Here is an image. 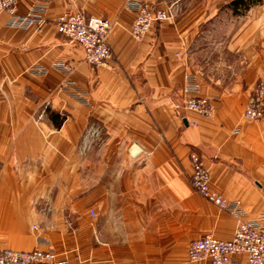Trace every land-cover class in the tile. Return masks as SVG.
Returning <instances> with one entry per match:
<instances>
[{"label": "crops", "instance_id": "obj_1", "mask_svg": "<svg viewBox=\"0 0 264 264\" xmlns=\"http://www.w3.org/2000/svg\"><path fill=\"white\" fill-rule=\"evenodd\" d=\"M235 1L184 0L142 41L125 0H21V15L49 6L28 30L0 16L1 248H52L70 264H203L189 261L191 242L233 239L237 218L193 189L191 152L247 220L264 218V117L243 115L264 81V0ZM68 13L110 21L111 68L58 33ZM57 61L73 66L70 78ZM188 75L213 117L185 111ZM67 79L91 106L60 91Z\"/></svg>", "mask_w": 264, "mask_h": 264}, {"label": "built area", "instance_id": "obj_2", "mask_svg": "<svg viewBox=\"0 0 264 264\" xmlns=\"http://www.w3.org/2000/svg\"><path fill=\"white\" fill-rule=\"evenodd\" d=\"M21 0H0V16L5 15L10 28L28 30L39 27L46 21L49 6L45 3H33L29 12L21 15L18 12V3ZM168 8L152 6L142 0H125V9L136 16L130 34L135 41H142L156 27V25L174 19L173 9L184 0H168ZM111 23L102 18H87L78 13H68L57 21L58 33L66 36L71 43L83 48L85 61L91 66L111 68L114 56L109 46V33ZM62 74L70 78L73 66L66 62L57 61L55 67ZM31 73L35 75L46 74L44 68L34 67ZM185 111L190 110L200 116L213 117L212 101L199 96L200 87L195 77L188 75L184 84ZM60 91L66 93L81 105L91 106L89 93L82 90L72 80H65ZM245 120L258 122L264 117V81H260L253 96L244 109ZM238 133V132H237ZM192 162L191 185L195 191L218 209L237 218L234 238L231 240H218L213 234H207L201 239L191 242L189 246V261L203 264H264V218L258 221L247 220L241 202L228 201L220 192L211 187V174L204 161L196 152L189 156ZM92 218L96 212L91 211ZM33 230L39 237V244L46 245L40 235L38 224ZM243 257L244 260L240 258ZM0 264H70L67 259H58V254L52 248L46 250L35 249L31 252L14 251L0 247Z\"/></svg>", "mask_w": 264, "mask_h": 264}, {"label": "trees", "instance_id": "obj_3", "mask_svg": "<svg viewBox=\"0 0 264 264\" xmlns=\"http://www.w3.org/2000/svg\"><path fill=\"white\" fill-rule=\"evenodd\" d=\"M263 0H236L235 3L237 4H242L244 2H249V3H257V2H261Z\"/></svg>", "mask_w": 264, "mask_h": 264}]
</instances>
